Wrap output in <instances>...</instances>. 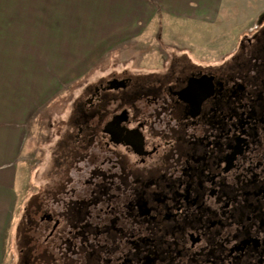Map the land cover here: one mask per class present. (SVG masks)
Masks as SVG:
<instances>
[{
    "label": "flooded vegetation",
    "instance_id": "af4514ba",
    "mask_svg": "<svg viewBox=\"0 0 264 264\" xmlns=\"http://www.w3.org/2000/svg\"><path fill=\"white\" fill-rule=\"evenodd\" d=\"M79 89L15 264H264V21L217 61Z\"/></svg>",
    "mask_w": 264,
    "mask_h": 264
},
{
    "label": "rangeland",
    "instance_id": "374dc122",
    "mask_svg": "<svg viewBox=\"0 0 264 264\" xmlns=\"http://www.w3.org/2000/svg\"><path fill=\"white\" fill-rule=\"evenodd\" d=\"M162 1L0 0V151L8 155L16 191L0 264L17 260L21 204L41 181L37 175L54 172L52 154L60 152L54 145L66 130L68 101L84 80L113 70H157L183 53L195 62L217 61L245 38L247 31L235 24L229 37L227 22L181 21ZM223 42V52L205 51L209 45L218 52Z\"/></svg>",
    "mask_w": 264,
    "mask_h": 264
},
{
    "label": "crops",
    "instance_id": "0c3cea01",
    "mask_svg": "<svg viewBox=\"0 0 264 264\" xmlns=\"http://www.w3.org/2000/svg\"><path fill=\"white\" fill-rule=\"evenodd\" d=\"M163 3L175 7L176 12L171 13L179 14L177 17L181 21L191 22L192 24L198 22L202 26L211 25L213 21L232 24L226 30L229 37L232 35L233 24H235L234 29L246 30L248 33L264 21V0H165ZM197 37L201 36L198 35ZM210 47L208 45V48ZM219 47H217L220 50L218 52H215L216 50L209 51L207 47L205 51L210 54L223 52L227 48V43L223 42ZM0 142L5 143V139L2 141L0 139ZM7 156L6 152L1 153L0 151V261L4 237L7 231L10 232L15 220L14 196L16 191L15 185L11 184L15 181V176L7 172V165H5Z\"/></svg>",
    "mask_w": 264,
    "mask_h": 264
}]
</instances>
